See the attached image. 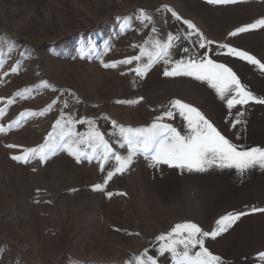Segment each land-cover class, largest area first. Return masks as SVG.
Masks as SVG:
<instances>
[{
    "label": "rangeland",
    "instance_id": "rangeland-1",
    "mask_svg": "<svg viewBox=\"0 0 264 264\" xmlns=\"http://www.w3.org/2000/svg\"><path fill=\"white\" fill-rule=\"evenodd\" d=\"M141 11L150 22H141ZM259 19H264V0H0V126L12 125L0 132V264H134L145 249L158 264H172L170 255L159 254L156 237L185 222L212 232L229 213L247 214L215 239L206 238L205 247L223 264H264L258 256L264 252V211H253L264 209V169L240 175L215 166L204 172L154 167L137 153L105 185L116 167L113 157L103 170L98 159L77 161L63 148L43 162L12 159L44 144L57 120L65 131L85 136L87 123L67 121L93 120L112 151L127 156L113 121L148 127L173 100L197 108L238 149L264 148V104L249 101L229 110L206 81L164 76L174 64L162 60L144 76L134 69L147 57L104 67L139 55L145 41L179 35L170 50L172 61L213 59L264 99V72L220 47L245 51L264 63V28L229 35ZM24 89L31 92L17 95ZM50 104L44 115L14 123L22 112L39 113ZM173 111L163 122L188 135L187 121ZM81 148L92 155L87 144ZM97 184L103 189L96 190Z\"/></svg>",
    "mask_w": 264,
    "mask_h": 264
},
{
    "label": "snow or ice",
    "instance_id": "snow-or-ice-1",
    "mask_svg": "<svg viewBox=\"0 0 264 264\" xmlns=\"http://www.w3.org/2000/svg\"><path fill=\"white\" fill-rule=\"evenodd\" d=\"M234 0H209V3H229ZM173 16L180 19L175 12ZM141 22L151 21V17L141 11ZM189 29H194L195 26L190 21H185ZM264 28V19H259L252 24L237 28L234 32L229 33L235 36L238 33H244L253 29ZM153 32L156 30L153 29ZM189 33L187 38H190ZM179 35L169 34L166 40L153 39L145 41L144 46H140L139 55L126 58L122 61L104 64L106 68H116L118 64L131 65L134 61H141L142 57H147V62L138 64L134 69L137 76H144L152 68L157 61H163L164 64L173 63L174 67L171 70H165L164 76L174 77L179 75L191 76L199 81H206L210 87L215 89L221 100H226L227 108L233 109L237 105H246L249 101L264 104V99H257L253 94L246 90L241 84L237 74L228 66L222 63H216L213 59L201 58L199 61L189 60L187 62L172 61L171 49L173 41L179 40ZM203 36L200 35V40L203 41ZM208 43H212L208 41ZM200 48H205V44L201 42ZM221 48H227L229 55L239 57L246 60L252 65H256L264 72V63H261L254 56L245 51L229 47L228 45H220ZM185 52L188 49H184ZM83 55V53H82ZM13 72L17 69L13 68ZM48 85L42 84V87ZM31 92V89H24L18 92L17 95L24 96L25 93ZM3 98H0L2 100ZM119 103H130L129 101H118ZM8 103H14V100L9 99ZM55 103V101L53 102ZM170 109L165 111L161 116L156 117L155 121L148 127H125L116 126L117 134L122 140L121 147H126L128 150L127 156H121L112 151L108 141L104 139V134L95 128L93 120L67 121V124L87 123L89 132L87 135H82L74 132L72 128L65 131V125L62 120H57L53 126V131L49 133L46 142L36 148L25 149L22 155L13 156L12 159L28 163L30 159L38 157L40 161H46L57 148H63L74 156L77 161L84 157L92 160L98 159L103 170V165L109 157H113L116 161L114 171L107 173L105 185L108 180H111L116 173H122L132 163L133 156L137 153L143 154L145 158L151 161V166L160 164L176 167L179 169H187L188 171L204 172L213 166L220 169H235L238 174L243 175L246 171L253 168L264 169V148L253 147L246 150H240L235 144L221 134L220 131L200 112L197 108L184 103L180 100L170 102ZM67 106V105H65ZM52 105H48L46 109L37 112H22L20 118L15 121L19 125L20 120L28 116L44 115L50 111ZM178 111L179 115L187 121V127L190 130L188 135L181 133L171 124L164 123L165 117L173 118L174 111ZM4 112L0 109V116ZM238 115L242 113L238 112ZM240 123V120H236ZM235 126V125H233ZM12 125L7 129L0 126V132L11 130ZM78 137V139H77ZM60 140V144L56 143ZM87 144L92 151V155H88L83 151L81 146ZM9 147H16L9 145ZM96 190H102L104 185L97 184L94 186ZM112 193H108L111 197ZM253 211H264V209H253ZM247 213L227 214L216 221V228L212 232L203 231L197 224L185 222L176 224L167 234H161L156 237V240L161 242L159 246V254H168L171 256L172 264H223L220 256L214 255L205 247V239L211 237L215 239L222 232H225L232 226L235 221L239 220L242 215ZM260 260L264 261V252L258 254ZM134 264H158L157 260L152 255H148V250L134 258Z\"/></svg>",
    "mask_w": 264,
    "mask_h": 264
}]
</instances>
